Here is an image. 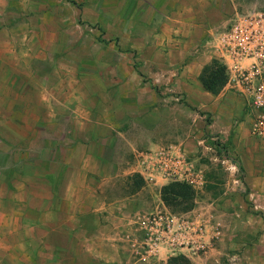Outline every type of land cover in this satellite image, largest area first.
I'll use <instances>...</instances> for the list:
<instances>
[{
    "label": "crops",
    "instance_id": "1",
    "mask_svg": "<svg viewBox=\"0 0 264 264\" xmlns=\"http://www.w3.org/2000/svg\"><path fill=\"white\" fill-rule=\"evenodd\" d=\"M141 2L145 0H136L134 7ZM162 5L163 9L156 8V11L162 13L161 17L156 18L157 23L150 24L148 33L144 34L145 42L138 49L137 58L143 57L148 60H140L137 66L134 64V68L137 69L133 68L132 76L120 77L117 81L118 98L120 99L122 95H129L131 98L123 97L117 104H110L111 106L108 102L107 105L104 104L103 96H107L111 91L107 85L109 79L105 77L100 80L104 85L100 92L102 95L100 99L103 100L97 101L99 97L96 96L93 101V91L87 90L88 95L92 94L90 100L94 107L109 106L104 110L118 108L119 115L116 116L120 117L118 120L122 125L116 127L107 125L98 118L94 121L92 117L88 123L85 122L88 124L86 127H76V118L71 120L76 115L61 110L62 104L70 107L71 99L66 91L47 93L43 86L38 84V81H42L43 84L41 76L22 77L23 88L33 81L32 84L36 88L39 86L42 89L34 92L35 107L29 109V115L25 114V121L29 120L30 123H26L24 129L29 135L20 139L14 138L8 128L4 131L0 128L2 132L0 142L7 147L0 153L2 169L0 180L4 182V189L10 191L9 197L12 200L10 208L0 207L1 221H4L2 224L7 220H18L32 227H43L46 224L47 209L44 196L46 185L36 182L34 186L29 179L19 180L29 170H33V167L27 159H14L11 152L27 151L33 148V142L37 144L39 153L50 146L56 149L64 145L69 149L65 158L48 159L52 178L48 185L50 187L47 188L57 201L56 204L66 201L68 207L53 205L52 219H58L61 214H66L78 228L81 227L80 221L87 218L83 228L84 242L91 246L95 244L112 247L111 252H101L98 255L90 251V259L100 261L102 264H121L126 256L122 253H125L127 244L131 245V238L136 235L132 216L139 211L135 210L136 206L142 205L140 197L132 201L127 200L128 195L130 193L138 195L142 191L151 192L150 188L154 187L155 182L162 181L158 186L160 188L168 181L156 177L138 164V154L142 153L139 151L141 149L153 152L168 151L170 153L168 159L176 155L191 165L187 161L190 158L187 145L189 140H195L196 144L205 141L199 138V133L203 130L201 127H206L210 133L216 134L219 142L241 149L246 159L240 157L239 161L244 170V182L250 189L249 194L254 197V201L259 200L257 206L263 217L264 145L258 150V146H253L251 141L241 137L242 127L251 126V116L246 101L228 83L233 61L220 55L212 39L217 28L227 24L234 14L253 7L254 3L252 0H163ZM32 56L38 54L33 53ZM212 61L223 65L227 75L225 84L217 93L206 89L200 81L202 69ZM23 64L17 62L16 66L20 67ZM11 97L9 93L0 94V99L10 101V106H13ZM34 98H31L32 101ZM7 114L11 115L10 111H7ZM10 117L14 119L12 115ZM146 117L149 120L148 127L142 126ZM66 118L69 120L68 127H62ZM189 133L193 136H189ZM21 163L22 170L17 172L14 167ZM118 177H122L131 190L118 193L125 195L124 198L110 202V193L105 185ZM15 179L16 187L17 185L24 187L21 195L13 186ZM56 180L62 181L58 188L55 185ZM33 186L42 193L37 194L40 204L36 211V219H27L28 217L23 214L28 206L29 197L32 196L30 191ZM18 197L20 201L15 206L14 198ZM162 200L160 202H163ZM215 244L213 242L203 254L183 256L191 264H264V233L254 241L230 242L227 245L229 249L236 248L242 252L229 253L222 258L212 256L214 252L220 250V246ZM220 252L225 253L223 249ZM169 257L171 256L161 255L150 261H153V264L161 261L162 264H166Z\"/></svg>",
    "mask_w": 264,
    "mask_h": 264
},
{
    "label": "rangeland",
    "instance_id": "2",
    "mask_svg": "<svg viewBox=\"0 0 264 264\" xmlns=\"http://www.w3.org/2000/svg\"><path fill=\"white\" fill-rule=\"evenodd\" d=\"M135 1L0 0V94L9 93L13 103V106H10V101L0 99V128L3 131L8 128L14 138L20 139L29 135L24 129L26 123H30L29 120L25 121V114L29 115V109L35 107L34 92L42 89L40 85L47 93L66 91V94L70 95V107L62 104L61 110L76 115L71 118L72 121L76 118V123L74 122L76 127H86L88 124L85 122L88 123L92 117L94 121L98 118L107 125L115 127L122 125L118 120L120 117L116 116L119 115L118 108L104 110L109 106L99 105L97 110L90 100L92 94L88 95L87 90L93 91V101L96 96L99 97L97 101L103 100L100 99L102 98L100 92L104 85L100 80L105 77L109 79L107 85L111 91L107 96H103L104 104L107 105L108 102L109 105H115L123 97L131 98L129 95L118 98L117 81L120 77L132 76L134 64L137 66L140 60H148L143 57L137 58L138 49L145 42L144 34L148 33L150 24L157 23L156 18L162 15L156 8L163 9V0H145L137 3L136 8ZM252 2L253 7L264 9V0ZM33 53L38 56H32ZM17 62H22L25 66L17 67ZM32 76L39 78L41 76L43 84L37 80L39 86L36 88L31 81L23 88L22 77ZM7 111H10L14 119H11ZM67 119H64L62 127H68ZM143 120L145 124L142 126L148 127V117ZM201 128L203 130L199 133V138L205 141L196 144L195 140H189L187 145L190 157L187 161L192 167L190 176L186 177L184 174L177 180H168L160 188L158 186L162 181L159 180L152 189L150 188L151 192L142 191L138 195L130 193L127 200L134 201L140 197L142 205L136 206L135 210L143 212L162 205L173 213L188 216L217 230L219 234L212 243L219 245L220 250L223 249L225 253L222 254L218 249L219 252H214L212 256L222 258L229 253L242 252L236 248L229 249L227 245L230 242L254 241L264 233V215L263 217L260 215L261 211L257 206L259 200L254 201V197L249 194L250 189L244 182V170L239 161L240 157L246 159L241 149L219 142L216 134L210 133L206 127ZM242 130V139L251 141L252 145L258 146L260 150L264 141L254 137L250 127H242ZM189 136L193 134L189 133ZM215 143L221 146L220 150L212 148ZM32 146L33 148L27 151L15 150L11 152V156L14 159H27L33 167V170H29L19 180L29 179L34 186L36 182L46 185L44 195L47 209L46 224L43 227H32L18 220H7L2 224L4 221H1L0 216V264H102L100 261L90 259V251L98 255L101 252H111L112 247L95 244L91 246L84 242L83 228L87 218L80 221L82 228H77L75 222L66 214H61L58 219H52L51 208L58 203L56 204L57 201L48 190L52 178L48 159L65 158L69 151L68 147L62 145L53 149L50 146L39 153L35 142ZM5 148L7 147L0 142V153ZM147 151L150 150L141 149L139 152ZM22 166L21 163L14 169L18 172ZM16 182L15 179L13 186L21 195L24 187L20 185L16 187ZM61 184V180H56V188ZM167 185L169 187L172 185L176 192L166 194L167 201H164L161 197L162 189ZM34 186L23 214L28 217L27 219H36V211L40 204L37 194L42 192ZM0 187V207L10 208L12 206L10 191L4 189L3 180H0ZM105 187L110 193V202L124 198L125 195L118 193L131 190L122 177L109 181ZM161 200L163 202H160ZM14 201V205L17 206L19 197L14 198ZM58 206L68 207L66 201H62ZM122 255L126 256L121 264H153V261L139 259L130 244H127ZM161 262L156 263L162 264Z\"/></svg>",
    "mask_w": 264,
    "mask_h": 264
},
{
    "label": "built area",
    "instance_id": "3",
    "mask_svg": "<svg viewBox=\"0 0 264 264\" xmlns=\"http://www.w3.org/2000/svg\"><path fill=\"white\" fill-rule=\"evenodd\" d=\"M219 53L230 58L233 66L229 86L246 101L251 116V134L264 141V9L251 7L238 12L212 35ZM246 63V64H243ZM213 149L220 150L215 143ZM167 151H147L138 156V164L165 180L190 176L192 167ZM136 235L132 248L139 259L150 261L161 255H200L210 248L219 232L165 206L137 211L132 216Z\"/></svg>",
    "mask_w": 264,
    "mask_h": 264
},
{
    "label": "trees",
    "instance_id": "4",
    "mask_svg": "<svg viewBox=\"0 0 264 264\" xmlns=\"http://www.w3.org/2000/svg\"><path fill=\"white\" fill-rule=\"evenodd\" d=\"M225 67L217 61H212L210 65L205 66L200 74V81L203 86L217 93L225 84L227 75L225 74ZM241 168V167H240ZM140 183H138L139 185ZM172 186V185H171ZM168 185L162 189V199L167 201L169 193L176 192V190ZM177 194V193H176ZM179 194V193H178ZM166 264H191L189 260L183 255L171 256L167 259Z\"/></svg>",
    "mask_w": 264,
    "mask_h": 264
}]
</instances>
